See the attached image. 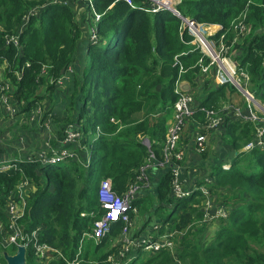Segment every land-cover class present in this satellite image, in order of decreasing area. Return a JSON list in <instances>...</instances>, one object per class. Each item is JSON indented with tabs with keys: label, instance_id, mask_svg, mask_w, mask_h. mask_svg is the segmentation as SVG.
I'll use <instances>...</instances> for the list:
<instances>
[{
	"label": "trees",
	"instance_id": "obj_1",
	"mask_svg": "<svg viewBox=\"0 0 264 264\" xmlns=\"http://www.w3.org/2000/svg\"><path fill=\"white\" fill-rule=\"evenodd\" d=\"M54 1L0 0V64L9 62L8 74L2 79L13 86L11 101L17 114L28 115L44 100L52 104L42 115L52 122L50 143L55 149L76 146L72 152L76 157L42 163L32 160L38 159V153L31 159L10 162L15 168L0 170V224L7 229V204L17 200L15 192L27 183L30 194L25 196V214L19 227L27 234L36 231V244L46 245L49 250L40 257L30 242L25 247V264H88L87 250L79 256L80 262L73 260L82 233L92 228L89 215L94 214L95 219L102 215L97 197L99 184L109 181L112 191L121 196L136 182L141 167L149 161H164L167 121L178 98L174 92L178 76L174 56L187 53L179 61L186 69L182 77L192 85L191 93L201 75L196 65L201 53L191 44L193 38L183 29L180 19L162 9L147 11L146 1L132 0L129 5L121 0H85L78 2L82 5L80 13L70 4ZM247 2L180 0L175 9L196 24L220 26L222 29L213 37L217 40L229 22L246 8L251 33L236 45L233 58L249 76L248 90L264 104V0ZM33 9L36 11L30 15ZM95 14L100 16L96 24ZM25 17L28 24L23 28ZM84 17L94 28L95 43L87 38L80 23ZM10 38H15L16 44L9 43ZM83 47V59L79 61ZM19 48L20 57L16 50ZM42 67L49 68L46 74ZM69 68L72 82H66V89L56 86ZM49 78L53 82L47 86ZM209 84L207 80L203 82L205 96L195 100L197 111L193 118L200 124L204 121L200 109L220 112L223 105L234 103L237 94L229 84L213 88ZM41 89H45L44 94ZM59 91L69 95L59 115L64 116L60 127L53 106ZM220 114L221 127L211 134H219L224 149L233 151L234 157L221 163L219 156L217 162L207 166L209 172L202 173L201 177L206 176L208 181L199 182L196 190L181 199L174 198L171 192L173 176L167 165L156 185L139 192L132 203L146 222L140 234L147 228L148 219L159 217L158 235L172 234L175 250L148 254L142 252L141 246L142 250L131 252L132 257L124 264H264V149L243 151L253 141L254 125ZM69 125L79 127L81 138L76 145L64 146L60 143ZM192 129L187 126V135L194 132ZM145 140L148 148L143 144ZM202 155L206 158L207 151ZM201 187L208 197H216L215 206L220 205L228 213L226 218L213 221V231L202 221L206 196L199 191ZM164 210L166 215L161 217ZM124 227L121 222L114 223L110 233L94 246V264H112L105 261L117 253L120 245L97 254L110 238L116 240ZM128 233L131 237V227ZM154 233L150 229L149 234ZM10 249L13 253L9 255H14L17 247L12 245ZM3 251L0 235V252ZM0 264H7L3 256Z\"/></svg>",
	"mask_w": 264,
	"mask_h": 264
},
{
	"label": "built area",
	"instance_id": "obj_2",
	"mask_svg": "<svg viewBox=\"0 0 264 264\" xmlns=\"http://www.w3.org/2000/svg\"><path fill=\"white\" fill-rule=\"evenodd\" d=\"M77 2V0H75ZM82 2L85 0H81ZM119 1V0H118ZM129 5L133 2L132 0H121ZM149 3L147 11L154 13L159 9L166 10L176 16L182 22L183 29H186L188 34L192 36L193 41L192 45L195 46L201 53V57L197 62V66L202 75H208L212 69L217 72V76L215 79V83L217 86H223L229 84L234 87L243 97L246 103L247 113L241 111L239 107H225L220 112L226 113L225 109H228L230 115L236 119L245 121L248 120L252 122L255 128V134L253 141L249 142L243 149V151H251L254 148L264 149V105L257 100L254 95L248 90L249 87V76L245 70L238 67V63L233 61L232 58V46L237 42V39L240 37L244 38L249 33V26L244 23V21H240L235 23L231 27V32L234 33V37L229 43L230 39H226V35L229 32L224 31V29L219 34L217 40H214L213 37L218 34V32L222 29L220 26H207L212 30L209 32L205 29V26L194 23L193 21L187 20L180 16V14L176 11V6L180 3V0L172 1V0H142ZM54 3H59L62 5H69V0H55ZM172 10L176 11L177 14H174ZM100 19L98 14L94 15L95 23ZM205 31L208 33L206 34ZM230 32V33H231ZM206 34V36H205ZM96 35L94 34V28L90 31V41L95 43ZM9 43H15V38H10ZM187 53H181L179 56L175 57V61L173 66H178V78L175 82L174 92L178 95L176 102L173 105V119L174 123L169 128L168 132H166L167 139L165 138L164 147L162 150L164 161L160 164L162 168L169 165L170 171L173 176L171 180V192L176 199H181L183 197L189 196L192 191L185 192L182 189L181 181L179 179L180 174V162L183 158V152L178 148L176 144L179 141L180 135L182 133L183 128L186 126L187 120L191 118L195 112L194 108V98L189 92H185L181 89L182 86V75L186 73L185 69L179 62V57L184 56ZM44 72V71H43ZM71 69H67L66 73L55 82L56 86L64 85L69 79L71 75ZM3 76H0V114H7L9 116L17 115V108L11 101V94L13 93L12 84L6 80L2 79ZM231 106V105H227ZM204 116V121L199 125V131L196 134V141L200 143L199 152H203L206 137L208 134L216 132L220 129L221 124L223 122V117L220 112H216L212 109H200ZM34 116L31 117V120L35 121L36 115L40 113L39 108L32 111ZM40 120H41V116ZM38 117V119H39ZM30 120V121H31ZM40 122V121H39ZM50 120H46L45 122H40V131L43 134L44 139V147L38 154V159H32L34 161L41 160L42 163L46 161H64L68 159L75 160V154L66 148L55 149L52 147L50 140L53 138V132L50 131L51 128ZM258 124L260 127H258ZM63 140L60 144L67 145H76V142L81 138V130L76 125H69L67 130L63 135ZM144 145L148 148L149 145L147 142H144ZM174 151H177L173 154ZM28 158V157H27ZM26 158V159H27ZM31 159V158H28ZM153 164L152 161H149L147 165L141 167L139 169V174L136 177L135 185L129 187V189L118 196L115 194L110 188L111 184L109 181H104L101 183V186L98 188L97 197L100 208L102 210V215L100 218L96 219L92 224V229L88 233H83L81 236L80 242L88 239H92L94 241H100L104 237H106L110 231L111 227L114 223L121 222L125 224L123 228V232H127L128 228L131 227L132 223L130 220V215L136 213V208L133 206V201L135 199V192L140 186L137 183H145L146 180V169ZM15 168V165L6 161L0 160V170H9ZM224 169H227L228 166L223 165ZM148 181V179H147ZM147 186V184H145ZM27 187V183L22 184L14 194V197L17 199L16 201L11 200L9 204H7L6 208V218L8 221L7 229L5 230V235L2 241V247L8 248L12 245L18 247L20 245L26 247L30 242L34 243V249L36 253L40 257H44L45 253L49 248L46 245H37V232L33 231L29 234L23 233L22 228L19 227V221L24 217V211L26 208V194L22 192L24 188ZM194 190H196L194 188ZM199 191L206 196L207 201H210V197L207 196V191L201 187ZM135 192V193H134ZM205 199V201H206ZM211 203V202H210ZM228 215L227 211L220 207L218 208V213L216 218H226ZM84 216V214L82 215ZM0 227H3L0 224ZM172 235V234H171ZM171 235H166V240L162 243L158 240L153 241H142L139 242L142 248L147 250L150 253L158 252L163 249H171L172 244L169 242ZM128 245H136L132 241L128 242ZM127 251V249H126ZM122 258L124 256L123 252L119 254ZM74 262V260H73ZM72 262V263H73Z\"/></svg>",
	"mask_w": 264,
	"mask_h": 264
},
{
	"label": "rangeland",
	"instance_id": "obj_3",
	"mask_svg": "<svg viewBox=\"0 0 264 264\" xmlns=\"http://www.w3.org/2000/svg\"><path fill=\"white\" fill-rule=\"evenodd\" d=\"M172 1H177V0H172ZM78 2H82L81 0H77V2L75 0H69V4L73 6V8L76 10V13H80L81 10H82V5H79ZM249 3H253V0H248L247 4ZM64 6H68V5H64ZM246 8H244L243 10H241L236 16L235 18H233L230 22H229V25L226 27V32H231V27L237 23V22H240V21H244V23H247L248 26H249V33L246 35L248 36L250 33H251V25L248 23V12L245 11ZM36 9H33L31 11H29V14L31 15V13L35 12ZM75 15V14H74ZM76 15H81V14H76ZM75 15V16H76ZM94 20V19H93ZM80 21V20H79ZM82 22H80L82 25H84V31L86 32V35H87V38L90 39V31H91V28L90 25H91V22L88 18L84 17L83 19H81ZM28 22V18L25 17L23 18V21L21 23L22 27L24 28L26 24ZM96 24V23H94ZM211 26V24H209ZM95 26V25H94ZM263 29V28H262ZM264 30V29H263ZM206 34H208L206 31H205ZM205 34V36H206ZM231 38H230V41L229 43L231 42L232 38L234 37V33L231 32ZM245 36V37H246ZM244 37V38H245ZM243 39V38H242ZM241 42V38L239 37L237 39V42H235V44H233L232 46V51H231V54H232V58L233 56L235 55L236 53V45H238L239 43ZM17 50V56L20 57V55L22 54V51H20V48L19 49H16ZM180 55V54H179ZM179 55H176L174 56V61H175V57L179 56ZM179 60V59H178ZM233 61L238 63L234 58H233ZM180 62V61H179ZM181 64V62H180ZM28 65V63L25 64V66ZM182 65V64H181ZM195 66V65H194ZM193 66V67H194ZM192 67V66H191ZM9 68V62L8 61H4L0 64V76L2 77H6L8 72H6V70ZM47 69H49L48 67H42L41 68V71H44L43 73L46 74V71ZM186 71V69H185ZM212 72L215 73V71L212 69V71L210 72L211 75H210V84L209 86H211V88H213L214 86L213 85H216L215 83V79H216V76H217V72L212 75ZM19 72H16V75H18ZM201 75H199L198 77L200 78ZM178 78V76H177ZM207 79H209V77L207 76L206 77ZM73 79V78H72ZM71 80V78L68 80V82ZM182 81H184L185 79H183V77L181 78ZM204 81H205V78H204ZM53 81L50 80V78L48 79L47 83L49 86ZM72 82V80H71ZM71 84V83H70ZM190 84V83H189ZM213 84V85H212ZM191 85V84H190ZM192 86V85H191ZM217 86V85H216ZM232 87V86H231ZM234 88V87H232ZM194 89V88H192ZM235 89V88H234ZM14 90V89H13ZM44 90L45 89H41V93L44 94ZM236 90V89H235ZM63 91V90H62ZM193 92V93H192ZM190 94L192 95V97L199 101V99L203 98L205 96V93L203 91H198L197 89H194ZM237 94L236 95V98H235V101L234 103L231 105V106H226V105H223V108L225 107H238L240 106V109L241 111L244 112V110L246 109L245 107H243L244 105H246L243 97L241 96V94L236 90ZM62 93L59 91L57 93V95L59 97L62 98V100H68V96L69 95H65V94H62ZM45 97H48V95H46ZM54 100V99H53ZM263 104V103H262ZM42 105V104H41ZM264 105V104H263ZM221 108V110L223 109ZM242 108H245V109H242ZM43 109L44 110H49L50 109V104L47 103V102H44V105H43ZM40 112H41V120L42 122H45L46 120H44V118L42 117V109H40ZM225 112L227 115H230V112L228 111V109H225ZM202 113V112H201ZM172 115H173V111H172ZM1 116H4V115H1ZM0 116V117H1ZM34 116V114L31 112L29 113L28 115L27 114H17V115H14L12 117H9V118H2L0 119V158L5 156L7 152H11L12 151V145L13 143L20 138V136H24L25 138V142L26 144L23 145V147H19L20 150L23 152L22 153V157H25L28 153H31V152H35V151H39L41 150V145L43 146L44 144V139H43V136L41 135V131H36L37 130V127L39 126L40 127V117L39 119L37 118L35 121H34V125H30L28 124L29 120L31 119V117ZM59 120H60V123L58 125V127L60 126H63L64 123H63V120H64V116H59ZM194 122L196 125H200V123H198L194 118H193ZM40 121V122H39ZM168 125H167V132L169 130V128L173 125L174 123V119L173 117L171 116V119H169L167 121ZM173 122V123H172ZM191 123H186V126L183 128L182 130V138H185L187 135V131H186V128L187 126H189ZM258 127H260V125L258 124ZM194 132H197L199 131V128L198 130H195L193 128ZM167 135L166 134V139H167ZM210 135V134H209ZM208 135V139L211 140V137L212 135L214 136H218L219 137V134H212L209 136ZM181 136V135H180ZM207 139V140H208ZM146 142V141H145ZM179 143V142H178ZM178 143L176 144V146L178 145ZM210 144H211V147H210ZM26 146V147H25ZM76 146H72L70 148V151L71 152H75L76 151ZM207 151V156L206 158H204L206 160V164L205 166H201V167H197L196 169L198 170V172L201 173L200 175V178H202V173L204 170L208 171L209 172V169H208V165H211V163H214V162H217V159L218 157L220 156V154L224 153L225 152V149L223 147V144L221 142V140H214L213 143H209V144H205L204 145V149H203V152L202 153H205ZM41 152V151H40ZM83 152H87V147L85 146L84 147V150ZM177 151H174L173 154H175ZM233 155V154H231ZM207 157H210L211 160H207L208 158ZM8 159H11V157H8ZM216 160V161H215ZM224 159H222V157L220 158V162L222 163ZM211 162V163H210ZM87 164H88V160L85 161L84 163V166L87 167ZM208 164V165H207ZM212 166V165H211ZM228 166V165H226ZM148 177H146V180H144L145 183L141 182V183H137L140 188L137 189L135 192H137L135 194V198L138 196L139 192L141 191H147L150 189L151 187V184L149 182V179L147 181ZM102 183V182H101ZM101 183L99 184V187L101 186ZM147 184V186L145 185ZM110 185V188H111V184ZM135 185L134 183L131 184V186ZM29 186L24 188L22 190L23 193L26 194V196L28 197L30 192H29ZM112 191V190H111ZM134 192V193H135ZM140 197V196H139ZM210 197V196H209ZM211 202V203H210ZM218 203L216 202V197H210V201H206L204 200V202L202 203V214H203V217H202V221L205 223V224H208V225H211L212 227L210 228V231H213L216 229L215 227V223L213 222L214 220H217L219 218H216L217 217V213H218V208H220L221 206H215L217 205ZM165 211L164 210L161 214V217L166 215L165 214ZM5 216H6V213H5ZM86 216V215H85ZM146 216V214H145ZM89 217L92 219L91 220V224H93V222L96 220L95 219V216L94 214L93 215H89ZM147 217V216H146ZM142 218V219H141ZM131 219V223H132V226H131V237L127 231V233L125 232H120V236L116 239V240H112L111 238L109 239V243L104 246L103 248L100 249V251L98 252L97 256L100 255V253H103L104 250L106 249H110V248H113L117 245H120L119 246V250L117 251V253L114 255V256H108L107 257V260L105 261L106 263H112V264H124V261L127 260V258L129 257H132V253L131 252H134V251H141L142 248H141V244H139V242H142V241H145V240H148V241H153L152 238H151V235H149L146 231L143 230V232L140 234L139 231H141L143 228H144V225H146V222L144 221V217H142V214L139 213V209H136V213L132 215V218ZM159 222H160V219L159 217H151L150 219H148L147 221V227L148 228H154L153 231L156 232L154 233V236H158L156 239L160 242H164L166 240V235L167 233L165 234H162V235H158V232L157 230L160 228L159 227ZM155 226V227H154ZM92 229V228H91ZM146 230V228H145ZM91 230L87 231V232H84V233H88L90 232ZM150 232V231H149ZM5 230L3 227H0V235L2 237V241L4 239V237H6L5 235ZM137 233V236H135ZM83 234V233H82ZM102 241V240H101ZM101 241H94L92 239H88V240H84L82 241V243L80 242L79 245H78V250H77V255L75 256V259L74 261L75 262H80L79 260V256L82 257V255L85 253V251L87 250L88 252V256H89V261H88V264H94L93 262H95L94 260V257L92 256L93 254V251H94V246L95 245H98ZM132 241L133 243H136V245H128V242ZM169 242L172 244V248L171 249H168L170 251H173L175 250V239L171 238L169 240ZM5 243V241H3V244ZM174 244V245H173ZM4 251L1 253L0 252V256H3L4 253H7L8 255L11 253H13V251L10 249V247L7 248H3ZM127 249V251H126ZM121 252H123L124 256L127 254V256H125V258H120L119 254H121ZM142 252H147L148 254H150V252H148L147 250L144 249V251ZM130 254V255H129ZM96 256V257H97ZM80 257V258H81ZM82 261V259H81ZM141 261L137 262L136 264H140ZM177 264H180L177 262Z\"/></svg>",
	"mask_w": 264,
	"mask_h": 264
},
{
	"label": "crops",
	"instance_id": "obj_4",
	"mask_svg": "<svg viewBox=\"0 0 264 264\" xmlns=\"http://www.w3.org/2000/svg\"><path fill=\"white\" fill-rule=\"evenodd\" d=\"M205 29H207L209 32H212V30L210 28H208L207 26H205ZM83 53H84V47H83V49L80 50V55L78 58L79 61H81L83 59L82 58ZM214 74L215 73L212 72V75H214ZM210 75H211V73H209L208 75H202L200 78H197V81H196L197 86L194 89H197L198 91L201 92L202 91V85L204 82V78H205V81L207 80L210 82ZM207 76L209 77V79L206 78ZM184 86H187L186 87L187 92H189L191 90L190 84L187 82V80H184L182 82V87H184ZM60 87L66 89V83ZM64 101L65 100H62L61 97H59V98L56 97L54 99V105H53L54 106V112L58 116L61 115V111L64 110V108H65V106H64L65 102ZM194 101H195V99H194ZM44 102H47L50 105H52L48 100H44L42 102V105L39 107V111H40V109H42L43 113H45V111H46L43 109ZM243 107H246V105H244ZM193 109L195 110V112L197 111L196 103H194ZM242 109H245V108H242ZM54 112H53V115H55ZM195 112H194V114H195ZM244 112L247 113L248 111L245 109ZM43 113H42V115H43ZM194 114H193V116H194ZM1 115H4V116H1ZM62 115H64L63 112H62ZM0 116H1L0 119L12 117V116H9L7 114H0ZM39 116H41V112L36 115L37 118ZM193 116L191 118H189L187 120V122L191 123L189 125V127H191V129L194 128L195 130H198L199 125L195 124V122L193 120ZM30 120H29L28 124L33 126L34 121L33 120L30 121ZM36 131H38V132L40 131L39 126L37 127ZM41 135L43 136L42 133H41ZM210 135H212V134H210ZM196 138H197L196 132H193V133H190L185 138H182V134H181L179 141H178L179 142L178 148L183 152V158L180 162L181 169H180L179 179L181 181L180 183H181L182 189L185 190V192L193 191L194 188L199 184V182H207L208 181L206 176H204L201 179L200 178L201 173L198 172V170L196 169L197 167L205 166V164H206V160L204 159V157L202 155L203 153L199 152L200 143H198L196 141ZM207 139H208V136L206 137V143H205L206 145L209 143H213L214 140H219V137L212 135L211 140L210 139L207 140ZM144 142L145 141H143V144H144ZM24 144H26L25 138H24V136H20V138L17 140V142L15 141L13 143L12 151L7 152L5 156L0 158V160H6L8 162H12L14 160H27L28 158H33L35 155H37L44 147V144H43V146L41 145V150L28 153L25 157H22L23 152L20 150L19 147H23ZM148 145H149V143H148ZM202 146H204V145L202 144ZM210 147H211V144H210ZM233 153H234L233 151L226 149L224 153L220 154V156L223 157L224 161L228 162V160H230L234 157ZM231 154H233V155H231ZM8 157H11V159H8ZM207 160H211L210 157ZM162 173H163V169L160 166V164H158V163L153 162V164L146 169V176L150 180V184L152 185V187H154L153 184L156 185V183H157L159 177L162 175ZM205 175H206V172H205ZM150 229L153 230L154 228H148L147 227L145 231L149 234ZM149 235H151L152 240H156L154 238L153 234H149Z\"/></svg>",
	"mask_w": 264,
	"mask_h": 264
},
{
	"label": "water",
	"instance_id": "obj_5",
	"mask_svg": "<svg viewBox=\"0 0 264 264\" xmlns=\"http://www.w3.org/2000/svg\"><path fill=\"white\" fill-rule=\"evenodd\" d=\"M186 87L187 86H181V89L187 92ZM145 141L147 142V140ZM3 258L5 259L7 264H25V247L22 245L18 246L14 255H8L7 253H4Z\"/></svg>",
	"mask_w": 264,
	"mask_h": 264
},
{
	"label": "bare ground",
	"instance_id": "obj_6",
	"mask_svg": "<svg viewBox=\"0 0 264 264\" xmlns=\"http://www.w3.org/2000/svg\"><path fill=\"white\" fill-rule=\"evenodd\" d=\"M172 12H173L174 14H177L176 11H174V10H172Z\"/></svg>",
	"mask_w": 264,
	"mask_h": 264
}]
</instances>
